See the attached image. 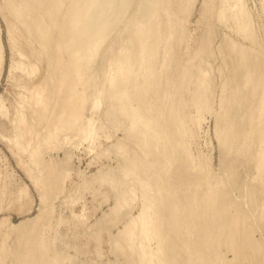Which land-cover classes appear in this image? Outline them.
Instances as JSON below:
<instances>
[{
	"label": "rangeland",
	"instance_id": "374dc122",
	"mask_svg": "<svg viewBox=\"0 0 264 264\" xmlns=\"http://www.w3.org/2000/svg\"><path fill=\"white\" fill-rule=\"evenodd\" d=\"M26 1L28 4L29 1L34 4L33 0ZM40 1L38 3L35 1L37 4H39H36V13H39V16L42 13L41 16L43 17L40 16L39 19L42 18L46 22L43 20V23H41L42 19H40V22L38 20V23L41 24L39 31H42H38L40 33L39 35V33L36 32L34 26H30L29 31L23 29L24 27L17 23L13 16L11 7L9 6V0H0V43L2 47L0 65V247L4 248L0 250H2L3 253L4 251L6 252V254L0 252V255H2L0 256V264H19V262L16 260V255L18 254L17 252H19V250L23 249V245L19 244L21 243L20 239H22L21 235L25 231H29L31 229H33V231H31L33 234L30 232L29 233L33 236L39 234L38 232L40 231L41 235L46 238L49 237L47 239H49V242L53 244V252H50V255L61 256L63 260L65 259L64 264H132L139 262L140 254L138 252L141 250V245H145L146 247L147 244V246L152 249L156 248V242L154 239L147 241L144 239L143 235L139 234L141 232L140 222L137 223L138 225L136 224V234H134L132 239L127 233V230L132 227L134 219L139 215L143 205L142 188L139 187L141 184H139L140 182L138 178H147L146 175L148 172L146 169L144 170V162H138L139 165H133V159L136 157L144 158V152L141 151V147H139V145L136 146L137 141H133L136 140V137L133 139L129 136V134H127L131 124L129 117L125 115L112 116V114L110 115L106 112L107 108H112V104L114 103V101L112 99L110 100L108 97L111 86L110 77L115 74L114 70L117 67L116 64L113 63L117 58H120L124 55L123 51L126 52L128 49L130 39L135 38L136 34L134 33H136V31L134 30V32L132 30V24L136 22V20L141 21L142 13L137 12L136 1L130 3L131 8L127 10L123 17L118 16L119 14H116L117 11L114 12L112 10L114 12L113 14V12L108 10L109 12L107 13L109 14V19L107 20V23H113L114 26L108 25L110 28L107 26L109 29H106V31L109 34L107 32L105 33L106 35H104V38L105 36L106 38L102 43V47L98 49L96 54L92 55L93 61L83 67V69H85L87 74L90 76L89 82L83 86L77 79L80 68L82 67L79 54V37L77 36L76 38L75 32L77 30L73 32H68L67 30L70 21L69 17H71V15L68 13V9L70 10V5H72L73 8H77L76 4H73L75 2L72 0H61L62 2L58 0V2L65 3L61 4L56 2L57 0ZM171 1L163 0L162 2V0H160V8L158 9L159 13L157 15L156 23L159 22L160 28L162 30H160V33H162V35L160 34V37L155 39L154 42L153 38H150V41H146V43L149 44L156 43L154 48V52L156 54L154 53L155 55L153 56V59H155L156 63L152 59L153 67H151L155 75L154 78L152 77L151 79L154 80V82L151 84V91L153 94L150 92V96L155 98L157 97L159 99V105L164 107L167 106V108H164L166 112L168 111L167 109L170 108V99H172V95L175 92L176 97L174 95V98L183 101L181 104V110H183L181 111L182 117L180 116V120L182 121H180L179 118L178 120H175L176 124L178 125H176L175 122H173L175 125L173 123L170 124L169 121L165 120L161 122L160 129L169 130L168 134L166 135V137L169 135L167 137L169 141L165 140V142H170L174 146L175 141V147H177H174L175 151L173 150L174 153H172V151H170L172 149V144L168 143L167 145L166 142L167 147L171 148L170 150L167 149L166 152H171L168 154L171 155L172 158L177 157V162L172 164L168 163L167 165L170 164V173L167 172V175L166 173H163V176L165 175L164 177L167 179L166 184L171 183V187L176 185L175 188H179L183 194H185L186 191V194L189 195L193 192L192 189L197 190L198 194L200 193L197 198L198 212L200 214L198 213L199 216L197 217V221L198 219L199 221L197 223L196 232L198 234V246L201 248L199 257L202 259H199L201 262L199 260L195 261L197 264H251L252 262V264H264V170H260L256 159L262 149V144L259 138V132L256 130L257 125L253 124L248 117L252 114L251 112H255V117L259 114L258 111L261 108L263 101L264 63L262 62L264 59V0L241 1L243 5L245 4L244 9L247 11V17H249L247 18V22L249 21L248 24L250 26L248 27L249 31L246 33L237 28L238 22L233 16V13L238 9L235 4L237 0H173V3ZM55 3L58 4L56 5ZM41 4H43V7H41ZM222 7L227 8L226 15L223 18L219 16V11ZM43 12L46 13L44 14ZM99 12L100 10L94 13V15H97L95 16L96 18L99 16ZM175 14L176 17H178V20H176L177 18H172L175 17ZM50 16L51 20L52 16H57L52 20V23L55 21L52 26V23H50L51 20L49 19ZM109 16L112 18L114 17L113 22L112 18ZM115 18L118 20V22ZM172 19H175V21ZM7 20H10V22L12 21L13 27L16 26L14 27L15 33L13 31V40H10L9 37ZM57 22L59 23L58 25H56ZM42 24L48 25L43 26ZM42 26L44 28L46 27V29L48 26H50L48 29L51 30L47 29V32ZM168 26L170 30L167 29ZM172 26L174 27V30ZM126 30L130 32H126ZM51 31L54 32V34ZM248 33H250V35ZM41 35H49V38L46 37L47 39H45V37L43 38ZM52 36L54 37L53 41ZM69 36L73 38L71 45L69 44L70 41L67 42V40H65L67 37L69 38ZM170 36L171 39H169ZM37 37L40 38L38 39ZM16 38L17 40H15ZM42 38L47 41L45 43L47 44L48 49L44 44L45 40H42ZM204 39H206V42ZM133 40L136 41V39ZM48 41L51 42L49 43L51 45H48ZM54 42H56L60 47L58 48L57 44H54ZM39 44L41 46H39ZM52 44H54V49L52 48ZM65 44L69 45L67 46ZM170 44L172 46H170ZM137 45V43L133 42V48H136ZM66 47L70 48L67 49ZM111 47L112 50H110ZM138 47L136 49H138ZM151 47H154V45ZM243 47H245V49H243ZM237 48H240V50ZM56 50H60V52H58L61 54H59ZM232 50L235 52L233 53ZM241 50L245 51L248 55L250 54L249 56H251L252 59L257 58L255 59L257 61L252 60V62H250L251 67L254 68V66L258 64L260 60V63L263 64L262 65L259 63V65H256L260 66L263 71L260 69V67L257 69L255 68V70L250 67V69L257 71L259 74L257 75L255 72L256 79L254 78L252 81L255 83L253 85L258 92H256L255 95L252 93L253 85L251 86V83L244 85L246 86L245 92V87L242 86V84H245V78H243V75L245 77L244 73H246L247 70L246 68L240 67V62H238L237 59L240 55V53L237 52ZM251 50H254L255 52H252ZM256 53H259L261 57L260 60L258 58L259 55ZM56 56L58 59H56ZM113 56L116 57V59ZM71 57L74 59L72 60ZM59 58L62 61H60ZM113 58L115 60H113ZM59 61L62 62V64H60ZM197 61L200 62L197 63ZM255 62L257 63L254 64ZM64 65L65 67H63ZM67 65L68 68L66 67ZM236 65H238V69L240 71V68L243 69V73H241L238 69V71L236 70ZM58 66L59 68H57ZM136 66L138 67V65H135V67ZM64 69H68L70 72H72L70 75L72 79L71 77L69 79L65 78V80L67 79L66 82L63 80V74L65 73ZM107 72L109 75L106 74ZM59 73L62 75V77L59 75ZM136 75L137 74L135 73V76ZM59 76L61 78H59ZM144 76H146V74ZM183 76H185L184 79ZM143 77L138 76L139 81H143ZM182 79L185 80V83H182V91L180 90L178 92L177 85L179 82L181 83ZM254 80L256 81L254 82ZM77 81L79 82L78 84L76 83ZM226 81L229 83L227 84ZM207 82L208 84H206ZM60 83H63V86ZM66 83L70 85L68 86ZM72 83L77 84L78 86L76 88H79V90L83 89L86 95V101L81 111V118L78 120V122L75 121L76 119H73V115L69 118L70 120H74H71V122L75 123V125L70 123L68 118L67 120L69 121H67L65 118L69 117L67 112L70 110H65L66 113L63 112V114L60 109V107L64 105L62 102L65 103L64 101H66H63V99H67L69 96L68 93L71 91L72 87L70 86H73ZM222 83L226 84L225 87ZM58 84H60L64 90L66 88V90L64 91ZM262 85L263 87L261 88ZM242 87L243 89H241ZM57 88H59V91ZM41 89H43V92L45 91V93H43L39 103L37 96L39 95ZM67 89H70L69 92ZM237 89L241 90L239 91ZM249 89L251 90L249 91ZM98 90L101 92L99 93ZM168 90H170V93L172 91V94H170ZM204 90L205 93L208 90L207 94H205L208 95L206 97V104L204 103L202 106L195 105V99L198 95L203 94ZM222 90H224L223 94ZM56 92L57 94H55ZM65 92L68 94V96L65 94ZM226 92L227 94L225 95ZM37 93L38 95L36 96ZM165 93L167 96L171 95L172 97L170 96L169 98L168 96L167 98ZM248 93L250 94L249 97ZM163 94H165V96ZM235 94H237V97L241 98V102L239 100L238 102L235 100ZM60 96L65 98L62 99ZM96 96L99 97L101 101L98 105V109L96 107L93 110V102ZM253 97L255 99H252ZM35 98H37V101ZM245 98L246 100H244ZM248 99L251 101L253 100V103ZM102 102H104L106 105ZM250 102L252 105L249 106ZM134 103L137 104L136 101ZM247 105L249 108H251V110ZM69 106L71 109L72 104L68 105L67 109H69ZM201 107H203V109ZM254 108H256L257 111ZM75 111L76 110H74V112ZM20 114H22L23 118L26 119L22 121H26L23 124L18 121V117L21 116ZM58 116L62 118L60 119ZM183 117H187L185 118L186 120ZM240 118L243 120L241 121L242 123L240 122ZM18 122H20V124ZM62 122H64L63 124H66L65 122H67V127L69 124L70 126L68 128L64 127L66 125H63ZM253 122L257 123L256 120ZM19 125L21 129L17 128ZM179 125L181 126L180 129ZM57 126L59 129L57 132L58 134L55 132L57 131L55 130V127ZM225 126H232L231 128L237 133V136L236 134H233L230 136L232 137V140L230 137H228L226 142L222 143L221 139H223V135L226 134V132L223 130ZM184 127L186 128L184 129ZM238 128L241 130H238ZM186 130H188V134ZM176 131L179 133H176ZM250 132L252 137L249 139V144L247 146H242L244 150L246 148L245 152L243 153L241 151L240 154L239 151H235L234 147L237 145L236 143H240L241 139H244V137L250 134ZM183 133H185V136ZM182 135L184 138L180 137ZM48 137L49 139L47 140L46 138ZM178 138H181V140L183 139V143L180 146L177 142ZM234 139L235 142H233ZM184 142L186 143L184 144ZM224 144L226 145L224 146ZM230 144L235 146L232 147ZM119 146L124 147V150ZM153 146L155 147V144L152 145V148H154ZM230 146L232 147V153L227 152L228 150H226H230ZM159 149L162 153V147ZM151 150L153 153L151 152L152 155L150 154L148 157H150V159H155V157L159 155V157H156V159L158 158L159 160L161 158L159 154L160 151H153L154 149ZM137 151L143 156L137 154ZM38 152H40V156L39 159H36L35 157ZM186 159H188V162ZM202 164H204V166H202ZM157 165L154 166L151 171L153 174L160 172V165H158V168H156ZM183 166H187V168L184 169ZM178 167H183L181 168L183 171ZM175 171H177V174ZM229 174H231V176H229ZM196 176H198V179H196ZM201 177L203 178L201 179ZM39 184L40 188H38ZM216 185L219 187L217 188ZM201 187L204 188L202 189ZM209 188L212 190L219 189L218 191L220 192V196L216 197L219 198L216 202V204L218 203L217 212L219 210L217 213L219 216V224L217 222L216 225L215 223L213 224V219L209 210L211 202L208 199L209 197L205 196L206 193L209 192ZM199 189H201V191ZM41 194H43V196ZM192 201L193 200L188 198L185 201L183 199L181 203L183 202L184 204L188 202L189 205H193L194 202ZM203 208L208 209L207 217L205 216L206 213H203ZM236 213L237 215H234ZM232 215L233 218L231 217ZM236 216H238V218ZM193 217L194 214L192 218ZM222 219L229 223L225 226L226 228H229V225L233 226H231L232 228L230 227V230H228L230 233H232L231 236L225 234L223 236V234H219L223 229L222 223L224 221ZM232 219L234 220L232 221ZM228 220H231L232 222H229ZM22 222H24L23 225L21 224ZM18 225H21L22 227L20 226L19 229ZM209 225H212L213 229L216 228V230H214L216 232H214L215 234L212 238V241L215 243V246L213 245L211 251L213 254H210L212 259L210 258V255L208 258L207 253L203 251V243H200L203 236L202 232L205 233L211 229V227H208ZM36 228H38L39 231H37ZM199 229H201V231ZM218 230H220V232ZM162 233L163 235H167L168 233L171 234L170 226H166V224H164ZM228 236L231 237V240L228 239ZM237 237L241 239L238 238L236 240ZM38 238L36 237V239ZM172 239L173 240H171L170 237H166L164 240L168 241V244L169 242L173 243L177 240H175V238ZM226 239L231 242L228 241V243ZM249 239L255 242V247H249ZM203 240L204 237L202 241ZM217 241L218 243L216 244ZM236 241L237 243H239V241L241 243V245H235L238 249L233 248L232 245V243H236ZM175 242L173 244H177L178 252L180 243L178 244ZM226 242L228 244H226ZM173 244H171V247L174 248ZM230 244L232 246H229V248L228 245ZM256 244H258L259 247ZM239 245L243 246L240 247ZM171 247L169 249V254L172 256L171 251L173 250ZM240 250H242V253ZM177 252H173V256H176ZM244 252L247 253L245 254ZM238 254L240 256L235 258V256ZM203 255L207 256V259L205 260L206 262L204 261L205 258ZM2 257L3 259L7 258V260H2ZM217 257L220 259H217ZM186 260L187 259L183 254L180 258V261L183 263L178 261V264H186Z\"/></svg>",
	"mask_w": 264,
	"mask_h": 264
},
{
	"label": "bare ground",
	"instance_id": "6f19581e",
	"mask_svg": "<svg viewBox=\"0 0 264 264\" xmlns=\"http://www.w3.org/2000/svg\"><path fill=\"white\" fill-rule=\"evenodd\" d=\"M35 1H37V3L40 1V0H33V2H34V4L31 2V1H29V4L27 3V1L26 0H9V3H10V7H11V11H12V13H13V16H14V18L16 19V21H17V23H19V24H21L22 25V27H24L23 29H25V30H27V31H29V28H30V26H34L35 27V29H36V32L37 33H39L40 31H39V28L41 27L40 25L41 24H39L38 23V20H39V22H40V19H42V18H40L39 19V17L42 15V13H41V15L39 16L37 13H36V10H37V5H39V4H37ZM49 1V0H48ZM61 1V0H60ZM68 1V0H67ZM72 1H74L75 3H73V4H76V6H77V8H73V6L72 5H70V10L68 9V13L71 15V17H69V19H70V21H69V27H67V28H65V29H67L68 30V32H73V31H75V30H77L75 33H76V38H77V36L79 37L78 39H79V45H80V51H79V54H80V62H81V65H82V67L80 68V71H79V73H78V76H77V79L79 80V82H81V85H83V86H85L88 82H89V79H90V76L87 74V72L85 71V69H83V67L84 66H86V64H90L92 61H93V59H92V55H94V54H96L97 53V51H98V49H100L101 47H102V43H103V41L105 40V38H106V36H105V38H104V35H106L105 33L107 32L106 31V29L108 30L110 27V25H113V19H114V17L112 18L111 16H109V17H111L112 18V22H111V20H110V22L112 23V24H108L107 23V20L109 19L108 18V13L107 12H109L108 10H110L111 12H115V11H117V13L116 14H119L118 16H124L125 14H126V12H127V10H129V8H131L130 6H131V2H134V1H136L137 3V12L139 13V12H141L142 13V16H141V21H137L136 20V22H134L133 24H132V30L134 31H136V33H134V34H136V36H135V38H133V39H136V41H134L131 37H129V38H131L130 39V41H129V46H128V49L126 50V52L125 51H123L124 52V55L122 56V57H120V58H117L116 59V57H114L115 59H116V61H114V63L113 64H116V69L114 70L115 71V74H113L111 77H110V84H111V86H110V94L108 95V97H109V99L111 100H113L114 101V103L112 104V108H107V114H112V116L113 115H125V116H127V117H129V119H130V129L128 130L129 132L127 133V134H129V136L131 137V138H133V139H135V137H136V140H133V141H137V143L136 142H134V143H136L137 145L136 146H138L139 145V147H141L140 149H141V151L142 152H144V156L143 155H141V153L139 152L138 153V151H137V154H139V155H141V156H143L144 158H134L133 159V165L134 164H138L139 165V163L138 162H144L143 164H145V168H144V170L146 169V171L148 172V174L146 175L147 176V178H140L139 176V178H138V180H139V184H141V186H139V187H141L142 188V198H143V205H142V208H141V210H140V213H139V215L134 219V223H133V225H132V227L130 228V229H128L127 230V233H128V235L130 236V238L132 239L133 238V236H134V234H136V232H135V228H136V224L138 223V222H140V228H141V232L139 233V234H141V235H143V237H144V239H146L147 241H149V240H152V239H154L155 240V242H156V248H154V249H152V248H150V247H148L147 246V244H146V247H145V245L143 246V245H141V250L138 252L139 254H140V260H139V262H135V263H132V264H178V261H180V258L182 257V255L184 254V256L186 257V264H197V262H195V261H197V260H199V259H202L201 257H199V253H200V251H201V248H199V246H198V244H199V242H198V239H197V232H196V230H197V223H198V221H199V219H198V221H197V217L199 216V212H198V206H197V198H198V195L200 194H198V192H197V190H194V189H192L193 190V192L192 193H190L189 195L188 194H186L187 192L185 191V194H183L182 193V191L178 188H175V186L174 187H171L172 185H171V183H169V184H166V182H167V179L163 176V173L165 174L166 173V175H167V172H169V170H170V164L169 165H167L168 163H174V162H177V157H173L172 158V156L171 155H169L168 153H171V152H169L168 151V153L166 152V150L167 149H171L170 151H172V153H174V151H175V148H177V147H175V144H176V142L174 141V146H173V144L172 143H170V142H167V145H168V143H170V144H172V146H171V148H169V147H167V145H166V142H165V140H168L167 139V137L169 136H167L166 137V135L168 134V131L169 130H167V129H160V126H161V122L163 121V120H165V121H169V123L170 124H172L173 122H175V124H176V121L175 120H178V118H179V120L181 119V117H182V115H181V111H183V110H181V104H182V102L183 101H181V100H179V99H175L174 98V95H175V97H176V92L171 96V95H168L169 96V98H170V96L172 97V99H170V108H168L167 110V112H166V110L164 109V108H167V106H161V105H159V103H158V98L156 97H153V96H150V92H152L151 90V84L154 82V80H151L152 79V77L154 78V72L152 71V69H151V67H153V65H152V63H153V61H152V59H153V56L156 54L154 51V48H155V44L153 43L154 42V40L155 39H158L159 37H160V34L162 35V33H160V30H161V28H160V25H159V22L158 23H156V19H157V15H158V13H159V11H158V9L160 8L159 7V4H160V0H72ZM169 1V0H168ZM171 1V0H170ZM173 1V0H172ZM171 1V2H172ZM187 1V0H186ZM212 1V0H211ZM231 1V0H230ZM236 1V0H235ZM242 0H237V2L235 3L236 4V6L238 7V9L233 13V16L237 19L236 21L238 22V25H237V28L238 29H240L241 31H243L244 33H246L247 31H249L248 30V27L250 26L249 24H248V22H247V18H249V17H247V15H246V12L247 11H245V9H244V5H243V3L241 2ZM41 2V1H40ZM53 2V1H52ZM56 2H58V0L56 1ZM62 2V1H61ZM61 2H58V3H61ZM162 2H163V0H162ZM176 2V1H175ZM182 2V1H181ZM57 3V4H58ZM167 3V2H166ZM173 3V2H172ZM37 4V5H36ZM56 4V3H55ZM56 4V5H57ZM61 4H65V3H61ZM165 4V3H164ZM134 5V4H133ZM61 6V5H60ZM59 6V7H60ZM41 7H43V4H41ZM58 7V8H59ZM64 7V6H63ZM170 7V6H169ZM40 8V7H39ZM57 8V7H56ZM55 8V9H56ZM42 9V8H41ZM48 9V8H47ZM46 9V10H47ZM53 9V8H52ZM71 9H73V10H71ZM75 9V10H74ZM178 9H179V7H178ZM98 10H100V14H98L99 16L96 18L95 16H97V15H94V13H96ZM113 10V11H112ZM162 10V9H161ZM161 10H160V13H161ZM183 10V9H182ZM40 11V10H39ZM52 11V10H51ZM172 11V10H171ZM176 11H177V9H176ZM226 11H227V8L226 7H222L221 9H220V11H219V16L220 17H224L225 15H226ZM38 12V11H37ZM42 12V11H41ZM53 12V11H52ZM57 12H58V10H57ZM114 12H113V14H114ZM131 12V11H130ZM178 12V11H177ZM44 13V12H43ZM46 13V12H45ZM44 13V14H45ZM60 13V12H59ZM67 13V12H66ZM133 13V12H132ZM174 13V12H173ZM48 15H50L49 13H47ZM52 14V13H51ZM63 14V13H62ZM68 14V15H69ZM111 14V13H110ZM113 14H111V15H113ZM115 14V15H116ZM53 15H54V13H53ZM58 15H60V14H58ZM132 15V14H131ZM139 15V14H138ZM178 15V14H177ZM47 16V15H46ZM45 16V17H46ZM64 16V15H63ZM114 16V15H113ZM161 16V15H160ZM167 16V15H166ZM41 17H43V16H41ZM54 17H57V16H54ZM54 17L52 16V20L54 19ZM117 17V16H116ZM164 17V16H163ZM59 18V17H58ZM60 18H61V16H60ZM118 18V17H117ZM128 18H129V16H128ZM162 18V17H161ZM172 18H177L176 20H178V17H176V14H175V17H172ZM50 20H51V16H50V18H49ZM116 19V18H115ZM166 19V18H165ZM168 19V18H167ZM43 20L44 19H42V21H41V23H43ZM52 20H51V22L50 23H52ZM57 20V19H56ZM122 20V19H121ZM133 20V19H132ZM134 20H135V18H134ZM163 20V19H162ZM173 20V19H172ZM45 21V20H44ZM58 21V20H57ZM67 21H68V19H67ZM116 21L118 22V20L116 19ZM173 21H175V19L173 20ZM7 22H8V31H9V37H10V40H13V38H14V33H15V31H14V27H16V26H14L13 27V24H12V21L10 22V20H7ZM46 22V21H45ZM55 21H53V23H54ZM126 22V21H125ZM163 22V21H162ZM178 22V21H177ZM53 23L51 24V26L53 25ZM114 23H115V21H114ZM167 23V22H166ZM171 23H172V21H171ZM18 24V25H19ZM59 23L57 22V24L56 25H58ZM161 24V23H160ZM43 25V24H42ZM46 25H48V24H44L43 26H46ZM66 25V24H65ZM109 25V26H108ZM131 25V24H130ZM171 25V24H170ZM169 25V26H170ZM176 25V24H175ZM20 26V25H19ZM42 26V27H43ZM109 28H108V27ZM114 26V25H113ZM120 26V25H119ZM169 26H168V28L167 29H169L170 30V28H169ZM178 26V25H177ZM48 27H50V26H48ZM48 27H47V29H48ZM54 27V26H53ZM56 27V26H55ZM58 27V26H57ZM128 27V26H127ZM166 27V26H165ZM44 28V27H43ZM113 28V27H112ZM172 28H173V30H174V27L172 26ZM44 29H46V27L44 28ZM47 29H46V31H47ZM64 29V30H65ZM129 29H130V27H129ZM175 29H176V27H175ZM48 30H51V29H48ZM131 30V29H130ZM166 30V29H165ZM172 30V29H171ZM13 31H14V33H13ZM26 31V32H27ZM34 31V30H33ZM39 31V32H38ZM66 31V30H65ZM128 30H126V32H127ZM162 31V30H161ZM254 31V30H253ZM35 32V31H34ZM35 32V33H36ZM42 32V31H41ZM45 32V31H44ZM48 32V31H47ZM52 32V31H51ZM112 32V31H111ZM128 32H130V31H128ZM132 32V31H131ZM172 32V31H171ZM174 32V31H173ZM182 32V31H181ZM251 32V31H250ZM17 33V32H16ZM53 34H54V32H52ZM57 33V32H56ZM74 33V34H75ZM108 33V32H107ZM124 33V32H123ZM32 34V33H31ZM43 34V33H42ZM46 34V33H45ZM49 34V33H48ZM109 34V33H108ZM249 35H250V33H248ZM37 35V34H36ZM39 35H40V33H39ZM38 35V36H39ZM50 35V34H49ZM49 35L47 36V35H45V36H42L43 38L45 37V39H47L46 37H48L49 38ZM70 35H72V34H70ZM125 35H127V34H125ZM171 35V34H170ZM174 35V34H173ZM17 36V35H16ZM29 36V35H28ZM35 36V35H34ZM123 36V35H122ZM248 36V35H247ZM31 38V37H30ZM35 38V37H34ZM38 39L40 38V37H37ZM42 38V40H45V39H43ZM53 36H52V41H53ZM56 38V37H55ZM128 38V39H129ZM150 38L152 39L153 38V44H149V43H146V41H150ZM162 38V37H161ZM168 38V37H167ZM229 38V37H228ZM72 39L73 38H71V36H69V38L67 37L65 40H67V42L68 41H70L69 42V44L71 45V41H72ZM125 39V38H124ZM169 39H171V36H170V38ZM172 39H173V36H172ZM15 40H17V38L15 39ZM37 40V39H36ZM56 40V39H55ZM206 39H204V41H205ZM41 41V40H40ZM50 41H51V39H50ZM50 41H48V45H51V44H49V43H51ZM36 42V41H35ZM38 42V41H37ZM45 42H47L46 40L44 41V44L46 45V47H47V44L45 43ZM66 42V43H67ZM127 42V41H126ZM133 42H135V43H137L138 45H137V47H138V49H136V48H133L134 46H133ZM159 42V41H158ZM206 42V41H205ZM209 42V41H208ZM41 43V42H40ZM56 42H54V44H55ZM151 43V42H150ZM168 43H170V42H168ZM54 44H52L53 45V49H54ZM57 44V43H56ZM68 44V45H69ZM171 44H172V40H171ZM170 44V46H172ZM177 44V43H176ZM205 44V43H204ZM64 45V44H63ZM65 45H67V44H65ZM67 45V46H68ZM152 45H154V47H151ZM233 45V44H232ZM238 45V44H237ZM39 46H41L40 44H39ZM44 46V45H43ZM56 46V45H55ZM57 46H58V44H57ZM109 46H111V45H109ZM127 46V45H126ZM169 46V45H168ZM167 46V47H168ZM231 46V45H230ZM236 46V45H235ZM45 47V48H46ZM60 46H58V48H59ZM73 47V46H72ZM150 47V48H149ZM159 47L161 48V46L159 45ZM206 47H207V45H206ZM239 47V46H238ZM45 48H44V50H45ZM57 48V49H58ZM67 48V47H66ZM70 47H68L67 49H69ZM169 48V47H168ZM203 48V47H202ZM232 48H233V46H232ZM42 49H43V47H42ZM47 49H48V47H47ZM55 49H56V47H55ZM104 49V48H103ZM110 49V48H109ZM124 49V48H123ZM171 49V48H170ZM238 49V48H237ZM236 49V50H237ZM243 49H245V47H243ZM61 50V49H60ZM60 50H58L59 52H60ZM74 50V49H73ZM110 50H112V47H111V49ZM158 50V49H157ZM173 50V49H172ZM198 50H199V48H198ZM231 50V49H230ZM234 50V49H233ZM233 50H232V52H233ZM238 50H240V48L238 49ZM49 51V50H48ZM57 51V50H56ZM57 51V52H58ZM68 51V50H67ZM105 51V50H104ZM247 51V50H246ZM250 51V50H249ZM252 51V50H251ZM254 51V50H253ZM252 51V52H253ZM34 52V51H33ZM58 52V53H59ZM235 52V51H234ZM233 52V53H234ZM255 52V51H254ZM112 53V52H111ZM155 53V54H154ZM168 53V52H167ZM171 53V52H170ZM237 53H240V55H239V58H240V60H239V58H237L238 59V62H240L239 64H240V67H243V68H246V73H244L245 74V77H244V75L243 74H241V75H243V78H245V80H244V83L245 84H242V86H244V85H246V84H250L251 83V86L253 85V84H255V83H253L252 81H253V79L255 78L256 79V75H255V72L257 73V71H253L252 69H250V62H252V60L253 61H257V60H255V59H257V58H253L252 59V57L251 56H249L248 54H246V52L245 51H243V50H241V51H238ZM251 53V52H250ZM48 54H50V53H48ZM59 54H61V53H59ZM79 54H78V56H79ZM113 54V53H112ZM169 54V53H168ZM197 54V53H196ZM236 54V53H235ZM254 54V53H253ZM256 54H258L259 55V53H256ZM46 55V54H45ZM200 55V54H199ZM198 55V56H199ZM251 55H252V53H251ZM1 56H2V47H1V43H0V65H1ZM96 56V55H95ZM169 56V55H168ZM197 56V57H198ZM257 56V55H256ZM60 57V56H59ZM63 57V56H62ZM73 57V56H72ZM71 57V58H72ZM156 57H158V56H156ZM230 57V56H229ZM258 57V56H257ZM113 58V60H115ZM155 58V57H154ZM162 58V57H161ZM169 58V57H168ZM259 60L261 59V57H260V55H259ZM264 58V57H263ZM262 58V59H263ZM56 59H58L57 58V56H56ZM74 58H72V60H73ZM103 59V58H102ZM164 59V58H163ZM237 59H236V61H237ZM48 60H49V58H48ZM55 60V59H54ZM59 60H60V58H59ZM112 60V59H111ZM154 61H155V59H153ZM165 60H166V58H165ZM198 60V59H197ZM203 60V59H202ZM258 60V61H259ZM60 61H62V60H60ZM59 61V62H60ZM196 61V60H195ZM58 62V61H57ZM56 62V63H57ZM97 62V61H96ZM191 62V61H190ZM200 62V61H199ZM198 61H197V63H199ZM260 62H261V60H260ZM259 62V63H260ZM71 63V62H70ZM75 63V62H74ZM73 63V64H74ZM107 63H109V62H107ZM155 63H156V61H155ZM154 63V64H155ZM201 63H202V61H201ZM257 62H255L254 64H256ZM259 63L258 64H256V65H259ZM262 63H264V59H263V62ZM262 63H260V64H262ZM60 64H62V62H60ZM93 64V63H92ZM111 64V63H110ZM194 64H195V62H194ZM238 64V65H239ZM57 65H58V63H57ZM56 65V66H57ZM105 65V64H104ZM108 65V64H107ZM135 65H138V67L136 66L135 67ZM234 65H235V63H234ZM238 65H236L237 66V68H236V70L238 69ZM253 65V64H252ZM254 66V68L253 67H251V68H253L254 70H255V68L257 69L258 67H260V66ZM263 65V64H262ZM56 66H55V68H56ZM61 66V65H60ZM90 66V65H89ZM92 66V65H91ZM63 67H65V65L63 66ZM67 68H68V65L66 66ZM74 67H76V66H74ZM176 67V66H175ZM198 67V66H197ZM264 67V66H263ZM57 68H59V66L57 67ZM61 68V67H60ZM73 68V67H72ZM53 69V68H52ZM66 69V68H65ZM64 69V70H65ZM241 69V73H243V69L242 68H240ZM260 69L262 70V68L260 67ZM56 70V69H55ZM68 70V69H67ZM67 70H65V73L63 74V72H62V74H63V76H64V78H63V80H65V78H70L71 76V73L72 72H70L69 70L67 71ZM73 70H74V68H73ZM102 70V69H101ZM100 70V71H101ZM191 70H193V69H191ZM237 70V71H238ZM60 71V70H59ZM99 71V72H100ZM182 71H183V69H182ZM232 71H233V69H232ZM244 71H245V69H244ZM259 71V70H258ZM263 71V70H262ZM76 72V71H75ZM192 72V71H191ZM235 72V71H234ZM135 73L137 74L136 76H135ZM159 73H160V71H159ZM106 74H108L109 75V73L107 72ZM146 74V76H144ZM235 74V73H234ZM261 74V73H260ZM59 75H61L60 73H59ZM99 75V74H98ZM108 75H107V77H108ZM158 75V74H157ZM160 75H161V73H160ZM237 75V74H236ZM235 75V76H236ZM257 75H259L258 73H257ZM57 76H58V74H57ZM138 76H144L143 77V81H139V79H138ZM175 76V75H174ZM262 76H263V73H262ZM61 77H62V75H61ZM60 76H59V78H61ZM157 77V76H156ZM237 77V76H236ZM259 77V76H258ZM99 78V77H98ZM185 78V76H183V79ZM234 78V77H233ZM240 78V77H239ZM263 78V77H262ZM71 79H72V77H71ZM76 79V80H77ZM105 79H107V78H105ZM181 80V83L179 82L178 83V85H177V89H178V92L183 88V85H182V83L184 82L185 83V80ZM188 79V78H187ZM260 79V78H259ZM61 80V79H60ZM67 80V79H66ZM66 80H65V82H66ZM160 80V79H159ZM178 80V79H177ZM258 80V79H257ZM189 81V80H188ZM256 80H254V82H255ZM64 82V81H63ZM64 82V83H65ZM70 82V81H69ZM78 81L76 82L77 84L79 83ZM168 82V81H167ZM227 82V81H226ZM225 82V83H226ZM239 82H240V80H239ZM259 83H261L260 81H258ZM59 83V82H58ZM71 83V82H70ZM160 83V82H159ZM229 82H227V84H228ZM231 83V82H230ZM50 84V83H49ZM61 85L63 84V83H60ZM60 84H58L59 86H60ZM73 84V86L71 85L70 87H72L71 88V91L69 92V90L70 89H67V91L69 92L68 94H69V96H68V94H66V92H65V94L68 96L67 97V99H63V98H65V97H61L62 99H63V101L64 100H66V101H64L65 103H63L62 101V104H64L62 107H60V109H61V111H62V113L64 112V113H66L65 112V110H70L69 112H67L68 114V116L69 117H65L66 118V120H67V118L69 119L72 115H73V119H76L75 121H77L78 122V120L81 118V116H82V113H81V111H82V108H83V106H84V104H85V101H86V95H85V92H84V90L83 89H80L79 90V88H76L78 85L77 84H75V83H72ZM157 84V83H156ZM155 84V85H156ZM170 84V83H169ZM188 84V83H187ZM203 84V83H202ZM206 84H208V82L206 83ZM223 84V83H222ZM240 84V83H239ZM57 85V84H56ZM66 85H68L67 83H66ZM70 85V84H69ZM68 85V86H69ZM102 85V84H101ZM159 85H161V84H159ZM224 85V87H225V85L226 84H223ZM222 85V86H223ZM241 85V84H240ZM50 86V85H49ZM63 86V85H62ZM62 86H60L61 88H62ZM181 86V87H180ZM200 86V85H199ZM209 86V85H208ZM258 86V85H257ZM55 87V86H54ZM59 87V88H60ZM67 87V86H66ZM69 87V88H70ZM184 87H185V85H184ZM189 87V86H188ZM201 87V86H200ZM245 88V90H244V92L246 91V86H244ZM253 87V94L255 95L256 94V92H257V90H256V88H255V86L253 85L252 86ZM263 87V85L261 86V88ZM42 88H45V87H42ZM51 88V87H50ZM59 88H57L58 89V91H59ZM60 88V89H61ZM156 88V87H155ZM171 88V87H170ZM198 88V87H197ZM204 88V87H203ZM205 88H206V86H205ZM248 88V87H247ZM264 88V87H263ZM52 89V88H51ZM63 89V88H62ZM98 89V88H97ZM185 89V88H184ZM183 89V90H184ZM207 89H209V88H207ZM227 89H228V86H227ZM241 89H243V87L241 88ZM241 89H237V90H241ZM251 89H249V91L251 90ZM39 90V89H38ZM64 90V89H63ZM65 90H66V88H65ZM64 90V91H65ZM160 90V89H159ZM172 90H174V89H172ZM229 90H231V89H229ZM234 90V89H233ZM232 90V91H233ZM236 90V91H237ZM259 90V89H258ZM47 91V90H46ZM52 91H54V90H52ZM63 91V92H64ZM156 91V90H155ZM169 91V93H170V90H168ZM182 91V90H181ZM208 91V90H207ZM207 91H206V93H205V90H204V93L203 94H201V95H198L197 96V98L195 99V105H198V106H202V104H204L205 102H206V97L208 96V95H205V94H207ZM224 90H222V94L224 93L223 92ZM235 91V92H236ZM248 91V90H247ZM39 92V91H38ZM51 92V91H50ZM62 92V91H61ZM98 92H99V90H98ZM97 92V93H98ZM101 92V91H100ZM99 92V93H100ZM184 92V91H183ZM234 92V91H233ZM238 92V91H237ZM242 92V91H241ZM43 93H45V91L43 92V89H41L40 90V92H39V95H38V93L36 94V96H37V98H38V102L40 103V101H41V98H42V95H43ZM49 93V92H48ZM59 93V92H58ZM158 93V92H157ZM168 93V94H169ZM186 93V92H185ZM197 93V92H196ZM240 93V92H239ZM243 93V92H242ZM251 93V94H252ZM258 93V92H257ZM55 94H57V92L55 93ZM60 94V93H59ZM63 94V93H62ZM65 94H63V95H65ZM152 94H153V92H152ZM151 94V95H152ZM166 94V93H165ZM165 94H163L164 96H165ZM170 94H172V91H171V93ZM182 94V93H181ZM227 94V92L225 93V95ZM245 94V93H244ZM52 95H54V94H52ZM62 95V96H63ZM65 95V96H66ZM178 95V94H177ZM236 96H235V100H237V102H238V100L241 102V98H239V97H237V94H235ZM245 95H247V94H245ZM33 96H35V95H33ZM59 96V95H58ZM158 96V95H157ZM166 96H167V94H166ZM168 96H167V98H168ZM183 96V95H182ZM244 96V95H243ZM250 96V94L248 93V97ZM257 96V95H256ZM102 97H103V95H102ZM162 97V96H161ZM180 97V96H179ZM246 97V96H245ZM34 98V97H33ZM37 98H35L36 99V101H37ZM45 98V97H44ZM105 98V97H104ZM165 98V97H164ZM166 98V99H167ZM185 98V97H184ZM102 99V98H101ZM224 99V98H223ZM252 99H255L254 97L252 98ZM185 100V99H184ZM226 100V99H225ZM244 100H246V98L244 99ZM244 100H242V101H244ZM248 100H250V99H248ZM43 101V100H42ZM100 98L99 97H97L96 96V98L94 99V102H93V104H94V107H93V110H94V108H96L97 107V109H98V105L100 104ZM136 101V103L137 104H135L134 102ZM169 101V100H168ZM187 101V100H186ZM189 101V100H188ZM209 101V100H208ZM207 101V102H208ZM251 101V100H250ZM253 101V100H252ZM251 101V102H252ZM164 102H165V99H164ZM239 102V103H240ZM251 102H250V104H249V106L250 105H252L251 104ZM45 103V102H44ZM56 103V102H55ZM102 103H104V102H102ZM253 103V102H252ZM72 104V106H71V109H70V106L68 107L69 109H67V106L68 105H71ZM105 104V103H104ZM206 104V103H205ZM42 105V104H41ZM46 105H48V104H46ZM58 105V104H57ZM106 105V104H105ZM164 105V104H163ZM166 105H167V102H166ZM187 105V104H186ZM208 105V104H207ZM43 106V105H42ZM45 106V105H44ZM60 106H61V103H60ZM77 107V109H76V107ZM243 106H245V105H243ZM248 106V105H247ZM249 106H248V108H249ZM75 107V108H74ZM224 107V106H223ZM255 107V106H254ZM39 108V107H38ZM49 108V107H48ZM47 108V109H48ZM101 108V107H100ZM99 108V109H100ZM202 109H203V107H201ZM204 108H205V106H204ZM227 108V107H226ZM230 108V107H229ZM55 109H56V107H55ZM96 109V110H97ZM104 109V108H103ZM198 110H200L199 108H197ZM250 110H251V108H249ZM255 110H256V108H254ZM74 110H76L75 112H74ZM232 110V109H231ZM254 110V111H255ZM257 111V110H256ZM98 112V111H97ZM198 112V111H197ZM248 112H250V111H248ZM259 114L255 117L254 116V114H255V112H251L250 114V116H248L249 117V120H251L252 121V123L253 124H256L257 125V131L259 132L258 134H259V138H260V140H261V144H262V149H261V151H260V153L258 154V156H257V163H258V166H259V168H260V170L262 171V170H264V89H263V101H262V105H261V108L259 109ZM33 113V112H32ZM40 113V112H39ZM46 113V112H45ZM45 113H43V114H45ZM56 113V112H55ZM58 113V112H57ZM59 113H61V112H59ZM63 113V114H64ZM105 113V112H104ZM245 113V112H244ZM243 113V114H244ZM257 113V112H256ZM47 114V113H46ZM51 114V113H50ZM63 114H62V116H63ZM21 116H19L18 118V121H20L22 124L24 123V122H26V121H24V122H22L23 120H26V119H24L23 118V116H22V114H20ZM42 115V114H41ZM58 115V114H57ZM60 116V115H59ZM58 116V117H59ZM181 116V117H180ZM236 116V115H235ZM245 116V115H244ZM17 117V116H16ZM58 117H57V119H58ZM111 117V116H110ZM242 117V116H241ZM51 118V117H50ZM60 118V117H59ZM62 118V117H61ZM60 118V119H61ZM87 118V117H86ZM184 119L185 118H187V117H183ZM233 118V117H232ZM46 119V118H45ZM53 119V118H52ZM56 119V120H57ZM73 119H71L72 121H74ZM241 120H240V122L241 121H243L242 120V118H240ZM70 120V119H69ZM69 120H67V121H69ZM71 120H70V123H72L71 122ZM186 120V119H185ZM232 120V119H231ZM235 120V119H234ZM254 120H256V122L257 123H254L253 121ZM64 121V120H63ZM90 121V120H89ZM180 121H182V120H180ZM20 122H18L19 124H20ZM179 122V121H178ZM184 122V121H183ZM187 122V121H186ZM231 122V121H230ZM17 123V122H16ZM64 122H62V124H63ZM66 124H63V125H66V126H64V127H67V122H65ZM90 123V122H89ZM242 123V122H241ZM241 123H240V125H241ZM248 123V122H247ZM72 124H74L75 125V123H72ZM174 124V123H173ZM174 124V125H175ZM180 124V123H179ZM185 124V123H184ZM222 124V123H221ZM73 125V126H74ZM85 125H87V124H85ZM167 125V124H166ZM176 125H178V124H176ZM180 125H182V124H180ZM179 125V129H180V126ZM243 125V124H242ZM70 126V124L68 125V127ZM168 126H170V125H168ZM168 126H167V128H168ZM236 126V125H235ZM239 126V125H238ZM237 126V127H238ZM248 126V125H247ZM61 127H63V126H61ZM67 127V128H68ZM171 127V126H170ZM177 127V126H176ZM176 127H174V128H176ZM222 127V126H221ZM232 126H225V128L223 129L224 130V132H226V134H224L223 135V139H221L222 140V143H225L226 142V140L228 139V137H230L231 135H233V134H236V136H237V133L231 128ZM240 127H242V126H240ZM256 127V126H255ZM17 128H20L21 129V127H20V125L17 127ZM59 128H60V126H59ZM71 128V127H70ZM173 128V127H172ZM171 128V129H172ZM186 127H184V129H185ZM19 129V130H20ZM63 129V128H62ZM84 129V128H83ZM55 130H57V131H55L56 133L58 132V126L57 127H55ZM71 130V129H70ZM183 130V129H182ZM220 130V129H219ZM238 130H241V129H239L238 128ZM238 130H236V131H238ZM246 130V129H245ZM244 130V131H245ZM249 130V129H248ZM255 130V129H254ZM60 131H61V129H60ZM86 131V130H85ZM89 131V130H88ZM188 130H186V132H187ZM54 132V133H55ZM62 132V131H61ZM178 131H176V133H177ZM249 132V131H248ZM253 132V131H252ZM256 132V131H255ZM254 132V133H255ZM50 133H51V131H50ZM179 133V132H178ZM221 133V132H220ZM223 133V132H222ZM58 134V133H57ZM56 134V135H57ZM181 134V133H180ZM184 134V136H185V133H183ZM187 134H188V132H187ZM238 134H239V132H238ZM243 134H244V132H243ZM52 135H53V133H52ZM255 135V134H254ZM58 136V135H57ZM127 136V135H126ZM172 136V135H171ZM173 136H174V134H173ZM183 136V135H182ZM182 136H180L181 138H184V136L182 137ZM49 137L51 138V136L49 135ZM49 137L48 138H46L47 140L49 139ZM55 137V136H54ZM129 137V138H130ZM221 137V136H220ZM243 137V136H242ZM251 137H252V134H251V132H250V134H248L246 137H244V139L242 138L241 139V142L240 143H236L237 145L234 147V146H232L233 145V142H235V139L233 140V142H232V147H234V150L235 151H239V153L241 154V151L244 153L245 152V150H246V148H245V150H244V148H242V146L243 145H245V146H247L248 144H249V139H251ZM66 138V137H65ZM181 138H178L177 139V142H178V144H179V146L183 143L182 142V140H181ZM232 137H230V139H231ZM122 140V139H121ZM171 140V139H170ZM173 140V139H172ZM232 140V139H231ZM128 141V140H127ZM169 141V140H168ZM228 141H230V140H228ZM41 142V141H40ZM186 142H184V144H185ZM228 143V142H227ZM231 143V142H230ZM153 144H155V147L154 148H152V145ZM184 144H183V146H184ZM229 144V143H228ZM228 144H227V146H228ZM135 145V144H134ZM223 145V144H222ZM226 144H224V146H225ZM241 145V146H240ZM224 146H222L223 148H225ZM230 146V147H231ZM120 147V146H119ZM122 147V146H121ZM120 147V148H121ZM160 147H162V153H161V151H160ZM175 147V148H174ZM229 147V148H230ZM232 147L230 148V150L229 149H226V150H228L227 152H231V149H232ZM181 148V147H180ZM183 148V147H182ZM121 149H123L124 150V147H122ZM126 149V148H125ZM135 149H136V147H135ZM151 149H154L153 151H155V150H157V151H160L159 152V154H160V156H161V160L159 159L158 160V158L156 159V157H159V155L158 156H156L155 157V159H153L152 157V159H150V157H148L150 154L152 155V150ZM159 149V150H158ZM39 150H40V148H39ZM174 150V151H173ZM177 150V149H176ZM233 150V151H234ZM134 151V150H133ZM156 151V152H157ZM178 151H179V149H178ZM181 151V150H180ZM152 152V153H151ZM39 153L40 152H38L37 154H36V159H39ZM136 153V152H135ZM176 153V152H175ZM177 153H179V152H177ZM232 153V152H231ZM131 154V153H130ZM157 154V153H156ZM162 154V155H161ZM181 154H182V152H181ZM227 154V153H226ZM174 155V154H173ZM183 155H185V154H183ZM228 155H230V154H228ZM239 155V154H238ZM133 156V155H132ZM134 156H136V155H134ZM186 156V155H185ZM146 157V158H145ZM182 157V156H181ZM133 158V157H132ZM131 158V159H132ZM149 158V159H148ZM180 158V157H179ZM183 158V157H182ZM144 159V160H143ZM224 159V158H223ZM222 159V160H223ZM182 161V160H181ZM186 161L188 162V159H186ZM236 162V161H235ZM186 163V162H185ZM202 163V162H201ZM238 163V162H237ZM160 165V172H158L157 174H153V172H151L152 171V169L154 168V166H156V165ZM181 165H183L182 163H180ZM158 165H157V167L156 168H158ZM192 165V164H191ZM222 165V164H221ZM224 165V164H223ZM235 165V164H234ZM255 165H256V163H255ZM126 166V165H125ZM187 166H188V164H187ZM187 166L185 167V166H183L184 167V169L185 168H187ZM202 166H204V164H202ZM225 166V165H224ZM124 167V166H123ZM183 167H181V168H183ZM206 167V166H205ZM223 167V166H222ZM233 167V166H232ZM178 168H180V167H178ZM178 168H176V169H178ZM180 168V169H181ZM193 168V167H192ZM204 168V167H203ZM235 168V167H234ZM52 170V169H51ZM128 170H130V169H128ZM175 170V169H174ZM182 170V169H181ZM180 170V171H181ZM205 170V169H204ZM220 170V169H219ZM139 171V170H138ZM183 171V170H182ZM181 171V172H182ZM188 171V170H187ZM206 171H207V169H206ZM230 171V170H229ZM52 172V171H51ZM55 172H56V170H55ZM127 172V171H126ZM176 172V174H177V171H175ZM193 172V171H192ZM196 172V171H195ZM222 172V171H221ZM128 173V172H127ZM133 173V172H132ZM170 173V172H169ZM186 173V172H185ZM208 173V172H207ZM231 173V172H230ZM126 174V173H125ZM129 174V173H128ZM140 174V173H139ZM194 174H196V173H194ZM197 174H198V172H197ZM204 174V173H203ZM235 174V173H234ZM233 174V175H234ZM124 175V174H123ZM136 175V174H135ZM179 175V174H178ZM207 175V174H206ZM233 175H232V177H233ZM41 176V175H40ZM39 176V177H40ZM51 176V175H50ZM127 176H129V175H127ZM155 176V177H154ZM170 176V175H169ZM229 176H231V174H229ZM43 177V176H42ZM167 177V176H166ZM212 177V176H211ZM224 177V176H223ZM231 177V178H232ZM238 177V176H237ZM134 178H135V176H134ZM167 178H169V177H167ZM192 178H193V176H192ZM203 177H201V179H202ZM228 178V177H227ZM235 178V177H234ZM51 179V178H50ZM56 179V178H55ZM196 179H198V176H196ZM201 179H199V180H201ZM41 180L43 181V179L41 178ZM222 180V179H221ZM233 180V179H232ZM117 181V180H116ZM115 181V182H116ZM189 181V180H188ZM197 181V180H196ZM39 182H41V181H39ZM47 182V181H46ZM51 182V181H50ZM168 182H169V180H168ZM222 182H225V181H222ZM233 182V181H232ZM114 183V182H113ZM131 183V182H130ZM231 183V182H230ZM234 183V182H233ZM42 184V183H41ZM187 184V183H186ZM212 184V183H211ZM223 184V183H222ZM236 184V183H235ZM243 184V183H242ZM258 184V183H257ZM44 185V184H43ZM193 185V184H192ZM232 185V184H231ZM237 185V184H236ZM40 186V184L38 185V188H40L39 187ZM42 186V185H41ZM199 186V185H198ZM200 186H201V184H200ZM205 186V185H204ZM209 186V185H208ZM48 187V186H47ZM187 187H189V186H187ZM193 187V186H192ZM194 187H196V186H194ZM207 187V186H206ZM216 187H217V185H216ZM219 187V186H218ZM217 187V188H218ZM226 187V186H225ZM233 187V186H232ZM131 188V187H130ZM133 188V187H132ZM197 188H199V187H197ZM202 188V187H201ZM204 188V187H203ZM202 188V189H203ZM236 188V187H235ZM42 189V188H41ZM214 189H215V185H214ZM44 190V189H43ZM188 190H189V188H188ZM200 191H201V189H199ZM198 190V191H199ZM219 189H217V190H212L211 188H209V192L208 193H206V195L205 196H207V197H209L208 199L210 200V213H211V217H212V219H213V224L215 223V225H216V223L218 222V218H219V216H218V212H219V210H218V212H217V204H216V202L218 201V199L219 198H216V197H219L220 196V192L218 191ZM226 190H227V188H226ZM236 190V189H235ZM207 191V190H206ZM218 191V192H217ZM226 193H228V192H226ZM203 194V193H202ZM225 194V193H224ZM42 196H43V194H41ZM262 195V194H261ZM223 196V195H222ZM246 196V195H245ZM201 197V196H200ZM226 197H228V196H226ZM43 198V197H42ZM191 199V200H193L192 202H194V207H193V205L192 204H188V202H186V203H184L183 204V202L181 203V201L184 199V201L186 200V199ZM233 198V197H232ZM200 199V198H199ZM198 199V200H199ZM204 199H205V197H204ZM238 199V198H237ZM202 200V199H201ZM224 200V199H223ZM234 200V199H233ZM203 201V200H202ZM205 201V200H204ZM207 201V200H206ZM220 202H221V200H220ZM191 203V202H190ZM203 203V202H202ZM205 203V202H204ZM209 203V202H208ZM224 204V203H223ZM223 204H220V205H223ZM203 206V205H202ZM220 207V206H219ZM207 208H208V206H207ZM207 208H203L204 209V211H203V213H206L205 214V216L207 217V214H208V209ZM221 208V207H220ZM219 208V209H220ZM256 208V207H255ZM116 209V208H115ZM202 209V210H203ZM222 210V209H221ZM201 211V210H200ZM164 213H166V214H164ZM199 213V214H198ZM202 213V214H203ZM220 213H221V211H220ZM219 213V214H220ZM235 213V212H234ZM193 214H194V217L192 218V216H193ZM222 214V213H221ZM166 215V216H165ZM234 215H237V213L236 214H234ZM201 216H203V215H201ZM232 218H233V215L231 216ZM237 218H238V216H236ZM235 217V218H236ZM247 217V216H246ZM245 217V218H246ZM203 218V217H202ZM234 218V219H235ZM236 218V219H237ZM207 219V218H206ZM206 219H205V221H206ZM223 219H224V217H223ZM222 219V220H223ZM228 219V218H227ZM231 219V218H230ZM234 219H232V221L234 220ZM243 219V218H242ZM247 219V218H246ZM245 219V220H246ZM200 220H201V218H200ZM226 220V219H225ZM27 221V220H26ZM220 221H221V217H220ZM224 221V220H223ZM229 222L231 221V220H228ZM231 221V222H232ZM249 221V220H248ZM25 222V221H24ZM24 222H22L21 224L23 225L24 224ZM207 222H208V220H207ZM210 222V221H209ZM37 223V222H36ZM132 223V222H131ZM202 223V222H201ZM211 223V222H210ZM256 223V222H255ZM164 224H166V226L167 225H169L170 226V229H171V234L170 233H168L167 235H163V233H162V229H163V227H164ZM206 224V223H205ZM218 224H219V222H218ZM223 224V225H222ZM221 225H222V227H223V229H222V232H220V230H218L220 233L219 234H223V236H224V234L225 235H232V233H230L228 230H230L229 228L232 226V225H229L228 227L229 228H226L225 226L226 225H228L229 223L228 222H223ZM30 225V224H29ZM138 225V224H137ZM202 225V224H201ZM207 225V224H206ZM214 225V226H215ZM220 225V226H221ZM238 225V224H237ZM20 226L21 225H18V228L20 229ZM199 226V225H198ZM219 226V227H220ZM16 227H17V225H16ZM22 227V226H21ZM208 227H211V229H207L208 231H206V229H205V233L204 232H202L203 233V236H202V239H203V237H204V240L202 241V239H201V241H200V243H203V251L205 252V253H207V256H208V258H209V255L210 254H213L211 251H212V247H213V245L215 244L214 243V241H212L213 239V235L215 234L214 232H216V231H214V230H216V228L215 229H213L212 228V225L210 226H208ZM233 227V226H232ZM231 227V228H232ZM200 228V227H199ZM25 229V228H24ZM37 229V231H39L38 230V228H36ZM212 229H213V231H212ZM220 229V228H219ZM234 229V228H233ZM251 229V228H250ZM249 229V230H250ZM23 230V229H22ZM35 230V229H34ZM200 231H201V229H199ZM198 230V231H199ZM204 230V229H203ZM31 231H33V229H31V230H27V231H25L22 235H21V238L22 239H20L21 240V243H19L20 245H23L22 246V250H19V252H17L18 254L16 255V260L19 262V264H26V263H34V264H64V260H63V258H61V256H59V255H50V252H53V244H51V242H49V239H47V238H49V237H44L43 235H41V233H40V231L38 232L39 234H37L36 233V231H35V233L37 234V235H35V236H33L32 234H33V232H31ZM233 231V230H232ZM32 233V234H30V233ZM255 232V231H254ZM199 233H201V232H199ZM249 233V232H248ZM251 233V232H250ZM217 234V233H216ZM236 234V233H235ZM234 234V235H235ZM246 234V233H245ZM172 235H173V237H172ZM230 236H228L229 238L228 239H230L231 237ZM237 236H239V235H237ZM251 236V235H250ZM36 237L38 238V239H36ZM166 237H170L171 238V240H173L172 238H175V240H176V242L175 243H180V245H179V248H178V252H177V244H173V243H170L169 242V244H168V241H166V240H164ZM215 237V236H214ZM219 237V236H218ZM221 237V236H220ZM236 237V236H235ZM57 238V237H56ZM239 237H237L236 238V240L238 239ZM247 238V237H246ZM180 239V240H179ZM222 239V238H221ZM239 239H241V238H239ZM57 240V239H56ZM180 242H179V241ZM218 240V239H217ZM224 240V239H223ZM227 240V239H226ZM231 240V239H230ZM234 240H235V238H234ZM234 240H232V241H234ZM250 241H249V243L250 244H248L249 245V247L251 246H253V247H255V242H253L251 239H249ZM255 240V239H254ZM229 240H227V242H228ZM242 241H243V239H242ZM256 241V240H255ZM20 242V241H19ZM57 242V241H56ZM133 242V241H132ZM226 242V244H228L229 242H231V241H229L228 243ZM245 242V241H244ZM53 243V242H52ZM218 243V241L216 242V244ZM247 243V242H246ZM258 243V242H257ZM140 244V243H139ZM171 244H173V246H174V248L173 247H171L172 245ZM237 244V246H238V244H240L241 245V243H240V241H239V243H237V241H236V243L235 242H233L232 243V245H233V248H237V246H235ZM2 245V244H1ZM51 245H52V247H51ZM119 245V244H118ZM133 245H135V244H133ZM167 245V246H166ZM231 244L230 245H228V247L229 246H232ZM239 245V246H240ZM257 246H258V244H256ZM56 246V245H55ZM172 248V250L173 251H171L172 253V256L169 254V249H170V247ZM215 246V245H214ZM243 246V245H242ZM242 246H240V247H242ZM245 246V245H244ZM6 247V246H5ZM121 247V246H120ZM218 247V246H217ZM259 247V246H258ZM258 247H256V248H258ZM56 248V247H55ZM230 248V247H229ZM0 249H4V248H1L0 247ZM7 249V248H6ZM5 249V250H6ZM20 249V248H19ZM215 249V248H214ZM238 249V248H237ZM261 249V248H260ZM55 250V249H54ZM236 250V249H235ZM263 250V249H262ZM4 251V250H3ZM218 251V250H217ZM241 251V253H242V250H240ZM246 251V250H245ZM257 251V250H256ZM0 252H2V250H0ZM173 252L175 253V252H177L176 253V256H173ZM179 252H180V254H179ZM248 252V251H247ZM246 252V253H247ZM253 252V251H252ZM259 252H260V250H259ZM3 253V252H2ZM4 253L6 254V252L4 251ZM3 253V254H4ZM204 253V254H205ZM238 253V252H237ZM245 253V252H244ZM245 253V254H246ZM264 253V252H263ZM1 254V253H0ZM53 254V253H52ZM216 254V253H215ZM8 255V254H7ZM6 255V256H7ZM132 255V254H131ZM221 255V254H220ZM254 255V254H253ZM0 256H2V255H0ZM4 256V255H3ZM181 256V257H180ZM204 256V261L207 259V256H205V255H203ZM216 256V255H215ZM237 256H240L239 254L238 255H236L235 256V258H237ZM5 257V256H4ZM221 257V256H220ZM243 257H244V254H243ZM210 258H211V255H210ZM219 257H217V259H218ZM222 258V257H221ZM234 258V259H235ZM212 259V258H211ZM220 259V258H219ZM253 259V258H252ZM256 259V258H255ZM2 260H7V258H5V259H3V257H2ZM184 260V259H183ZM209 260V259H208ZM237 260V259H236ZM251 260V259H250ZM10 261V260H9ZM185 261V260H184ZM200 262H201V260H199ZM203 261V260H202ZM211 261V260H210ZM215 261V260H214ZM218 261V260H217ZM3 262H5V261H3ZM181 263H183L182 261H180ZM179 262V263H180ZM206 262V261H205ZM204 262V263H205ZM209 262V261H208ZM212 262H213V260H212ZM7 263H9V262H7ZM180 263V264H181ZM203 263V262H202ZM211 263V262H210ZM219 263V262H218ZM223 263H224V261H223ZM253 263V262H252ZM251 263V264H252ZM4 264V263H3ZM6 264V263H5ZM185 264V263H184ZM222 264V263H221ZM225 264V263H224ZM229 264V263H228Z\"/></svg>",
	"mask_w": 264,
	"mask_h": 264
}]
</instances>
